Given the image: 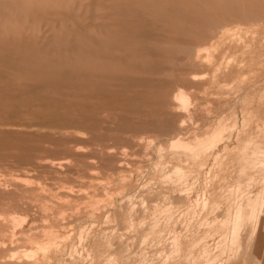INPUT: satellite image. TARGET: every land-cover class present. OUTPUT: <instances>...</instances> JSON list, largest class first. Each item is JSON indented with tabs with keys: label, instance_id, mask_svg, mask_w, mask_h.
Segmentation results:
<instances>
[{
	"label": "rangeland",
	"instance_id": "obj_1",
	"mask_svg": "<svg viewBox=\"0 0 264 264\" xmlns=\"http://www.w3.org/2000/svg\"><path fill=\"white\" fill-rule=\"evenodd\" d=\"M0 264H264V0H0Z\"/></svg>",
	"mask_w": 264,
	"mask_h": 264
},
{
	"label": "bare ground",
	"instance_id": "obj_2",
	"mask_svg": "<svg viewBox=\"0 0 264 264\" xmlns=\"http://www.w3.org/2000/svg\"><path fill=\"white\" fill-rule=\"evenodd\" d=\"M170 1H171V0H170ZM152 4H153V3H152ZM128 5H129V4H128ZM123 9H124V8H123ZM152 10H153V8H152ZM178 10H179V9H178ZM178 10H177V11H178ZM121 11H122V8H121ZM130 11H131V10H130ZM175 11H176V10H175ZM151 13H152V12H151ZM154 13H155V12H154ZM255 13H256V12H255ZM255 13H253V14H255ZM137 14H138V13H137ZM182 14H183V13H182ZM145 15H148V13L145 14ZM134 17H138V16H134ZM134 17H133V19H134V21H135V18H134ZM142 17H143V16H141V19H142ZM148 17H150V16H148ZM143 18H144V17H143ZM151 18H152V17H151ZM136 19H137V18H136ZM141 19H140V20H141ZM147 19H148V18H147ZM147 19H146V20H147ZM149 19H150V18H149ZM153 19H154V18H153ZM137 20H138V19H137ZM142 20H143V19H142ZM156 21H157V20H156ZM140 22H141V21H140ZM147 22H148V20H147ZM218 22H219V21H218ZM231 22H232V21H231ZM261 22H262V21H261ZM141 23H142V25H143V23H146V21H145V22L143 21V22H141ZM148 23H149V22H148ZM148 23L145 25L146 27H148L147 25L151 24V23H149V24H148ZM152 23H153V22H152ZM154 23H155V22H154ZM176 23H177V22H175V24H176ZM221 23H222V22H221ZM182 24H183V23H182ZM225 24H226V23H225ZM139 25H140V24H139ZM143 26H144V25H143ZM149 26H150V25H149ZM199 26H200V25H199ZM134 27H135V26H134ZM171 27H172V25H171ZM105 28H106V27H105ZM143 28H144V27H143ZM143 28H142V29H143ZM148 28H150V27H148ZM148 28H147V29H148ZM198 28H199V27H198ZM200 28H201V27H200ZM134 29H135V28H134ZM137 29H138V28H137ZM137 29H136V30H137ZM140 29H141V28H140ZM124 30H125V29H124ZM130 30H131V29H130ZM148 30H150V29H148ZM155 30H156V29H155ZM169 30H171V29H169ZM197 30H198V29H197ZM141 31H145V30H141ZM146 31H147V30H146ZM171 31H172V30H171ZM212 31H213V30H212ZM219 31L221 32V30H219ZM148 32H151V31H148ZM163 32H164V31H163ZM209 32H210V31H209ZM240 32H241V31H240ZM145 33H146V32H145ZM157 33H158V32H157ZM159 34H160V33H159ZM170 34H171V33H170ZM191 34H192V33H191ZM220 34H222V33H220ZM238 34H239V33H238ZM79 35H80V34H79ZM136 35L138 36L137 33H136ZM184 35H185V34H184ZM188 35H189V34H188ZM186 36H187V35H186ZM161 37H162V36H161ZM166 37H167V36H166ZM200 37H201V36H200ZM141 38L143 39V37H141ZM144 38H145V37H144ZM162 38H163V37H162ZM164 38H165V37H164ZM75 39H76V38H75ZM85 39H86V38H85ZM87 39H89V38H87ZM217 39H218V38H217ZM89 40H90V39H89ZM146 40H149V39H146ZM156 40H157V39H156ZM91 41H92V40H91ZM191 41H192V40H191ZM218 41H219V40H218ZM169 42H171V41H169ZM94 43H95V42H94ZM149 43H150V42H149ZM172 44H173V43H172ZM176 45H177V44H176ZM210 46H211V44H210ZM153 47H154V46H153ZM171 47H172V46H171ZM153 49H154V48H153ZM208 49H209V48H208ZM15 51H16V50H15ZM138 51H139V50H138ZM192 51H193V50H192ZM204 51H207V49H200V48L198 49V48H197V50L194 52V58L197 59L198 56H199V54H200L201 52H204ZM40 52H41V51H40ZM143 52H144V51H143ZM143 52H142V53H143ZM152 52H153V51H152ZM108 53H109V52H108ZM27 54H28V53H27ZM29 54H30V53H29ZM29 54H28V55H29ZM42 54H43V53H42ZM115 54H116V53H115ZM1 55H2V54H1ZM28 55H27V56H28ZM43 56H44V55H43ZM207 56H208V55H207ZM207 56H206V57H207ZM25 57H26V56H25ZM110 57H111V56H110ZM191 57H192V56H191ZM88 58H91V57H88ZM122 58H124V57H122ZM25 59H26V58H25ZM37 59H38V58H37ZM51 59H52V58H51ZM84 60H85V59H84ZM89 60H90V59H89ZM91 60H92V59H91ZM27 61H28V60H27ZM30 61H31V60H30ZM65 61H66V60H65ZM65 61H64V62H65ZM120 61H121V60H120ZM196 61H197V60H196ZM198 61H199V59H198ZM198 61H197V62H198ZM38 62H39V61H38ZM68 62H69V61H68ZM87 62H88V61H87ZM34 63H35V62H34ZM200 63H201V62H200ZM200 63H199V64H200ZM21 64H22V63H21ZM43 64H44V63H43ZM89 64H90V63H89ZM46 65H49V64H46ZM62 65H63V64H62ZM83 65H84V64H83ZM198 66H199V65H198ZM73 67H74V66H73ZM91 67H92V66H91ZM55 69H56V68H55ZM120 70H121V69H120ZM161 70H162V69H161ZM68 71H69V70H68ZM101 72H102V71H101ZM84 74H85V73H84ZM95 77H96V76H95ZM194 77H195V76H194ZM121 78H122V77H121ZM192 78H193V77H192ZM97 79H99V77H98ZM196 79H199V78H196ZM181 92H182V91H181ZM179 93H180V91H179ZM178 95H179V94H178ZM178 95H177V98H179ZM181 95H182V94H181ZM184 95H186V94H184ZM173 96H175V95H173ZM180 98H181V97H180ZM172 99H174V101H175V97H174V98L172 97ZM183 100H184V99H183ZM183 100H182V101H183ZM172 101H173V100H172ZM178 101L180 102L181 100L178 99ZM176 102H177V101H176ZM185 102H186V100H185ZM177 103H178V102H177Z\"/></svg>",
	"mask_w": 264,
	"mask_h": 264
}]
</instances>
